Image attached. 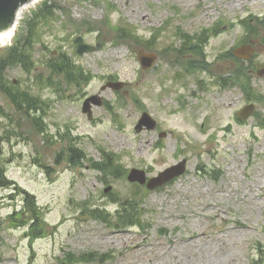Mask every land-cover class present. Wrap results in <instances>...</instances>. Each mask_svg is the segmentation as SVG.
Returning <instances> with one entry per match:
<instances>
[{"label":"rangeland","instance_id":"obj_1","mask_svg":"<svg viewBox=\"0 0 264 264\" xmlns=\"http://www.w3.org/2000/svg\"><path fill=\"white\" fill-rule=\"evenodd\" d=\"M54 1L68 9L66 18L58 13L59 23L42 26V42L50 51L37 44L36 60L41 65L59 49L70 53L93 79L79 87L63 85L60 94L41 89L48 103L47 134L36 132L27 117L0 98V107L7 112V117L0 115L4 164L0 180L1 171L6 170L10 184L0 188V264H60L66 252L108 254L103 264H264V130L256 127L254 118L245 125L237 122L236 112L247 103L243 93L235 88L223 93L220 86L199 92L197 81L190 79L187 88L178 85L174 74L181 68L170 63L168 54V60L159 59L158 70H142L138 53H150L145 45L128 42V46L115 47L108 41L114 38L111 28L103 24L106 17L114 26L123 20L136 26L138 35L147 40L160 30L155 37L160 54L166 46L179 45L176 33L193 34L222 22L220 32L204 50V64L196 62L209 84L208 69L215 72L217 57L238 44L252 43L253 61L264 67V31L253 38L240 23L251 15L263 18L264 0ZM108 2L116 6L111 13ZM84 22H90L93 33L80 32L82 41L103 45L97 52L78 56L75 34ZM104 32L108 35L101 40ZM182 64L194 67L189 61ZM226 66L225 58L217 63L219 74ZM109 76L126 82L129 95L121 108L112 107L116 118L106 106H94L90 121L82 111L85 98L102 94L112 106L118 104L116 92L101 90ZM8 80H21L24 88L29 85L20 69L9 70ZM250 85L264 95V77L254 76ZM193 90L199 98L187 96V106L181 109L176 98ZM258 108L264 114V107ZM143 109L161 123L167 137L159 141L154 132L135 131ZM67 135L76 138L88 158L98 164L109 152L122 168L145 169L150 177L182 159L188 160V171L163 189L144 194V229H120L116 223L119 204L112 199L142 191L127 177H101L87 160L82 166H72L61 156L68 141L62 137ZM154 142L161 144L154 146ZM108 188L111 191L105 193ZM23 190L47 212L49 231L40 239L33 238L28 226L16 227L20 219H15L14 211H24L27 199ZM88 208L102 209L108 218L95 219L86 212Z\"/></svg>","mask_w":264,"mask_h":264},{"label":"trees","instance_id":"obj_2","mask_svg":"<svg viewBox=\"0 0 264 264\" xmlns=\"http://www.w3.org/2000/svg\"><path fill=\"white\" fill-rule=\"evenodd\" d=\"M56 11L57 7L54 4L49 5L45 3L34 19L27 22L26 31L18 32L14 45L8 49L0 50V98L6 99L21 116L27 117L31 121L35 131L40 134H47L49 132L48 125L44 119L46 114L45 109L48 103L44 100L41 89L43 88V91L45 89H53L56 93L60 94L61 86L63 85L78 87L82 83H88L90 80L84 68L76 64L73 58L68 56V53H61L57 59L49 58L41 65L35 59V46L39 43L42 35L41 27L47 26L48 23L55 19ZM106 25L117 32L116 41L118 38L121 40L137 39L133 35L134 32L131 30V27L126 24H120L117 27H113L114 25L112 23H107ZM15 68L21 69L28 77L29 85L27 88L22 87L20 81L14 84V82L8 80L7 70ZM35 91H38V93H35ZM0 115L7 117V112L1 109V107ZM67 138L68 142L61 156L66 158L72 166H82L84 161L87 160L91 163V167L94 170L100 171L106 179L108 177L107 174L115 175L119 179L126 173L124 168L118 163L117 157L115 158L111 154L104 153L105 161L103 164L107 163V165L103 166V164H98L88 158L86 153L79 148L76 138L73 139L68 136ZM0 167H4L1 159ZM1 172L3 175L1 174L0 187L7 188L9 183L5 178L6 170H2ZM142 193L139 194L138 191H135L127 198L116 200L120 205L117 211V225L144 226L142 218L144 211L141 208V204L146 192L143 190ZM26 195L28 197L26 217H22V213H18L16 214L17 216L15 215V219L19 217L21 221L20 225H26L29 220L32 221L30 227L31 235L34 238H38L45 233L46 225L43 221V210L37 206L34 197L30 194ZM88 211L90 216L96 219H101L105 215L108 218L107 212L101 211L100 209H90ZM106 258L105 255L96 253L81 255L69 253L64 262L66 264L92 261L102 262Z\"/></svg>","mask_w":264,"mask_h":264},{"label":"water","instance_id":"obj_3","mask_svg":"<svg viewBox=\"0 0 264 264\" xmlns=\"http://www.w3.org/2000/svg\"><path fill=\"white\" fill-rule=\"evenodd\" d=\"M30 0H0V34L6 32L11 28L13 25L17 12L21 6L24 4H27ZM32 8V4H31ZM25 9H22L21 16L24 15ZM32 10V9H31ZM23 19V18H22ZM20 24V22H19ZM99 49V46L97 48H93L87 45L81 46L79 49V53L83 55L84 53L96 51ZM252 54V49L250 47H245L243 49H239L236 51V55L240 57H244L246 59H249ZM147 66H145L146 68ZM114 89H119L120 85H112ZM94 98L89 99L85 103V112H89V116L91 118L90 113V105L89 103L93 101ZM99 105L101 103H98ZM155 122L150 118L148 114H144L139 126L137 127V130H142V126L145 125L148 129H153V125ZM185 171V164L182 163L181 165L174 167L172 169L167 170L165 173L161 174L158 178L152 179L148 183V188L151 190L156 189L159 186L164 185L166 182L171 181L175 177H178L179 175L183 174ZM129 180L131 182H139L141 184L146 183V174L144 171L139 170H133L129 176Z\"/></svg>","mask_w":264,"mask_h":264},{"label":"bare ground","instance_id":"obj_4","mask_svg":"<svg viewBox=\"0 0 264 264\" xmlns=\"http://www.w3.org/2000/svg\"><path fill=\"white\" fill-rule=\"evenodd\" d=\"M40 1H42V0H35V1H33L32 7H34ZM30 8H31V4L28 5V6H26L25 12L28 11ZM11 38H12V34L11 33H7L5 35L0 36V44H6V43H8L11 40Z\"/></svg>","mask_w":264,"mask_h":264},{"label":"flooded vegetation","instance_id":"obj_5","mask_svg":"<svg viewBox=\"0 0 264 264\" xmlns=\"http://www.w3.org/2000/svg\"><path fill=\"white\" fill-rule=\"evenodd\" d=\"M216 82V80H213V79H210V84L212 85V84H214ZM198 86L200 87V84L198 83ZM205 86H206V84H205ZM207 87V86H206Z\"/></svg>","mask_w":264,"mask_h":264}]
</instances>
